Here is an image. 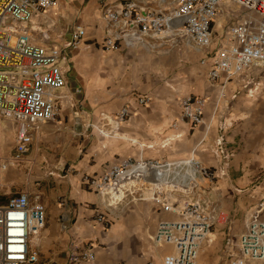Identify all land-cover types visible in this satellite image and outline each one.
<instances>
[{
    "label": "crops",
    "instance_id": "crops-1",
    "mask_svg": "<svg viewBox=\"0 0 264 264\" xmlns=\"http://www.w3.org/2000/svg\"><path fill=\"white\" fill-rule=\"evenodd\" d=\"M124 1V0H110ZM157 6L160 0H143ZM175 0H166L170 8ZM100 0H57L54 7L35 13L26 25L33 42L67 47L60 65L66 85L56 91L60 115L31 128L32 140L23 160L2 166L14 154L17 124L0 119V195L7 199L26 192L39 194L47 220L39 241L36 264H70L72 241L91 248L95 257L81 264H163L174 251L172 244L158 245L155 234L161 221L179 216L149 200L130 205L109 227L96 220L107 215L99 193L83 181L85 174L99 175L114 162L134 159H172L194 155L204 164L221 168L217 142L221 135L233 151L226 175H220L209 196L213 206L231 215L227 225H216L200 250L198 264H227L225 240L240 235L256 217L264 218V91L240 94L243 78L227 84L211 82L205 51L181 46L168 52L140 47L105 50ZM246 10L224 1L213 21L215 44L228 39L230 27ZM86 29L79 48L70 46L69 31ZM255 74V72H254ZM207 98L203 123L193 126L182 117L180 99L188 95ZM153 99L141 104L142 96ZM129 116L118 134L104 136L91 129L106 114L122 107ZM10 130V131H8ZM69 223L67 229L62 223Z\"/></svg>",
    "mask_w": 264,
    "mask_h": 264
},
{
    "label": "built area",
    "instance_id": "built-area-1",
    "mask_svg": "<svg viewBox=\"0 0 264 264\" xmlns=\"http://www.w3.org/2000/svg\"><path fill=\"white\" fill-rule=\"evenodd\" d=\"M100 1L103 49L140 47L168 52L186 46L205 51L200 63L207 66L211 82L225 85L241 77L251 96L261 89L256 78L258 74L264 75V0H228L247 13L231 25L228 39L217 46L212 24L226 0H175L170 8L162 6L166 0H160L157 6L143 0ZM56 4L57 0H0V119L17 124L14 154L2 164L4 168L23 160L33 126L56 120L60 115L56 91L66 85L60 61L65 58L67 47L37 44L26 28L35 13ZM69 35L70 46L79 48L86 29L76 25ZM152 99L145 95L139 102L147 104ZM206 102L202 95L182 97V117L193 126L203 123ZM128 116L129 108L122 107L91 124V129L104 136H115ZM217 146L223 160L219 169L194 155L172 159L127 157L112 163L99 175L85 174L83 181L101 195L109 213L98 212L96 220L109 227L130 205L149 200L179 216L158 225L155 242L174 246V251L164 256L163 264H198L200 250L214 227L231 222L230 213L213 206L209 196L220 175H226L233 155L224 135ZM261 205L264 207V198ZM46 220V206L39 194L34 198L26 192L14 194L0 204V264L38 263L39 241ZM62 225L64 229L69 227L65 221ZM225 250L227 264H264V218L256 216L238 236L228 234ZM94 257L91 248L71 242L68 263L81 264Z\"/></svg>",
    "mask_w": 264,
    "mask_h": 264
},
{
    "label": "rangeland",
    "instance_id": "rangeland-1",
    "mask_svg": "<svg viewBox=\"0 0 264 264\" xmlns=\"http://www.w3.org/2000/svg\"><path fill=\"white\" fill-rule=\"evenodd\" d=\"M82 43H83V41L81 42V45H82ZM256 80L258 82H260L262 86H264V75L263 74H258ZM263 91H264V87H263ZM245 94H249V93H248V90H247V88H245V85L243 83L242 86H241L240 94L238 95V97L236 98V100H238L240 96H243ZM8 131H10V130H8Z\"/></svg>",
    "mask_w": 264,
    "mask_h": 264
},
{
    "label": "trees",
    "instance_id": "trees-1",
    "mask_svg": "<svg viewBox=\"0 0 264 264\" xmlns=\"http://www.w3.org/2000/svg\"><path fill=\"white\" fill-rule=\"evenodd\" d=\"M7 198L5 196L0 195V202L5 201ZM1 204V203H0Z\"/></svg>",
    "mask_w": 264,
    "mask_h": 264
}]
</instances>
